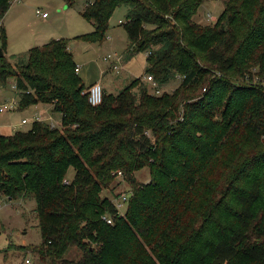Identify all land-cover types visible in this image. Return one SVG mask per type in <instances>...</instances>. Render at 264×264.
Wrapping results in <instances>:
<instances>
[{
	"label": "trees",
	"instance_id": "16d2710c",
	"mask_svg": "<svg viewBox=\"0 0 264 264\" xmlns=\"http://www.w3.org/2000/svg\"><path fill=\"white\" fill-rule=\"evenodd\" d=\"M204 1L92 0L80 12L94 29L74 39L101 43L126 6L127 51H150L145 73L159 86L179 76L172 92L153 94L137 77L90 105L67 39L14 65L0 57V87L14 78L17 109L61 113L59 127L35 120L0 133V198L35 201L39 264H264V0H227L200 25ZM11 3L0 0V19ZM118 172L132 185L123 215L101 196Z\"/></svg>",
	"mask_w": 264,
	"mask_h": 264
},
{
	"label": "rangeland",
	"instance_id": "374dc122",
	"mask_svg": "<svg viewBox=\"0 0 264 264\" xmlns=\"http://www.w3.org/2000/svg\"><path fill=\"white\" fill-rule=\"evenodd\" d=\"M85 1L75 0L73 5L68 7L63 0L12 1L10 9H8L3 17V25L6 27L4 31L6 34L7 52L17 55L7 56L5 50L3 51V55L14 65L19 59L24 60V53L33 46H41L51 39H67L68 47L73 52L74 61H78V54L80 53L84 55L85 61H90L89 66L85 65L80 74L83 83L87 87L94 80L95 67L99 68L100 65L106 63V61H103V56L117 52L120 56V64L117 66V69H114L112 67L114 62H110L112 59L107 60L114 72H110L106 77L112 78V83L108 85L107 91L117 94L132 79L142 74L145 58L149 54L147 53L149 50L139 53L127 51V35L122 25L125 20V17H123L124 13L122 12L127 9L126 6H121L115 10L109 19V29L106 32L105 39L101 43H89L74 39L75 36L91 32L94 29L92 23L83 18L80 13ZM226 1L205 0L193 20H196L200 25H213L217 17L224 10ZM37 9L40 12L46 11L48 13L47 17L43 18L41 15H37ZM118 19L123 20V23L119 24L117 22ZM108 44L110 45L108 46ZM90 59L96 60V62ZM142 76L139 77L141 81H143ZM260 80L261 78L258 75V79L255 82H259ZM146 81L144 82L147 84L149 92L159 95L164 91L172 92L179 85L180 77H175L164 86L157 84L155 86L151 81ZM14 85L15 80L11 78L7 85L0 87V95H6L4 100L6 99L7 104L12 101L17 103L18 92L13 87ZM262 86L264 87V83H262ZM0 102H2L1 98ZM49 105L51 104L49 103ZM33 109L34 105H31L24 110H20L17 109L16 104L12 112L5 111L0 113V131L2 134L6 135L13 131L11 127L5 126L10 124V122V125L16 126L15 131L28 130L31 121L22 124L21 119L23 117L30 118ZM51 112L54 113L53 110ZM58 113L61 114L60 112ZM44 119L46 120L47 118ZM74 174L75 170L70 167L66 180L70 181ZM134 176L139 183L147 182L149 180V170L143 168L137 171ZM131 187L130 182L122 177V174L117 175L109 187L102 189L101 196H107L115 201L123 192L131 190ZM34 207L35 201L33 199L13 201L0 198V264H39L37 256L31 251L33 246L38 245L41 241ZM67 256L69 259L78 260L81 252L73 248L68 252Z\"/></svg>",
	"mask_w": 264,
	"mask_h": 264
},
{
	"label": "crops",
	"instance_id": "0c3cea01",
	"mask_svg": "<svg viewBox=\"0 0 264 264\" xmlns=\"http://www.w3.org/2000/svg\"><path fill=\"white\" fill-rule=\"evenodd\" d=\"M18 1H20V0H18ZM17 1V2H18ZM92 0H86L85 1V3H84V5H83V9L86 7V5L87 4H89L90 2H91ZM11 6V5H10ZM67 8V7H66ZM66 8H63V9H66ZM9 9H10V7H9ZM82 9V10H83ZM81 10V11H82ZM123 10V9H122ZM126 12H127V9L126 10H123V12L122 13H124L123 14V17H125V14H126ZM47 17V16H46ZM46 17H43V18H46ZM3 19L4 18H2V23H3ZM121 19H118V23L119 24H121L119 21H120ZM121 21H123V20H121ZM3 28L6 30V27H4V25H3ZM57 39V38H56ZM128 41V40H127ZM7 44H8V38H7ZM110 44H108V46H109ZM68 49H69V51H71V49L68 47ZM72 52V51H71ZM113 53H117V52H113ZM5 54L7 55V56H11V55H17V54H12V53H8L7 52V46L5 47ZM72 54H73V52H72ZM109 54H111V53H109ZM108 54H106V56H107ZM78 56H79V59H78V61H75L76 62V64L79 66V68H80V73H79V75L81 74V71H82V68L85 66V65H88L89 66V64H90V61L88 60H84V55H82L81 53L80 54H78ZM105 55L103 56V61H106V63L104 64V65H100V67L98 68V67H95V70H96V72H95V75H94V80L90 83V84H88V86L87 87H89L92 83H94V82H100V84H102V88H103V90L105 91V92H107V93H111V92H109V91H107V87H108V85L110 84V83H112V78H106L107 76H108V74L110 73V72H114V71H112V69L110 68V63L107 61V60H104V57H106ZM91 60V59H90ZM130 60H131V58H130ZM130 60H128V61H130ZM91 61H93V62H96V60L94 61V60H91ZM108 62V63H107ZM110 62H113V61H110ZM145 67H146V61H145V64H144V67H143V69H144V71H142V74H139L138 76L139 77H141L142 75V80L143 81H145V78H143L144 77V75L146 74L145 73ZM147 82V81H146ZM14 87V86H13ZM1 93V92H0ZM0 98H1V101L2 102H0V104L1 103H4V102H6L5 100H4V98H6V95H0ZM15 109V108H14ZM51 110H52V104L51 105H49V104H37V105H34V109L32 110V112H31V116H30V118H28V117H23L22 119H27L28 121H32L35 117H38L40 120H42V121H44L45 119L44 118H47L46 120H45V122H47V123H49V124H54L56 127H59V125H60V123H61V114H59L58 112H54V113H52L51 112ZM13 111V110H12ZM11 111V112H12ZM30 112V111H29ZM21 119V120H22ZM10 124H11V122H10ZM10 124H7V125H5L6 127H8V128H10L11 127V129H13V131L12 132H10L9 134H12V133H14V131H15V129L16 128H13L12 127V125H10ZM0 133L2 134V132L0 131ZM6 135H8V134H6Z\"/></svg>",
	"mask_w": 264,
	"mask_h": 264
},
{
	"label": "built area",
	"instance_id": "2783aa9c",
	"mask_svg": "<svg viewBox=\"0 0 264 264\" xmlns=\"http://www.w3.org/2000/svg\"><path fill=\"white\" fill-rule=\"evenodd\" d=\"M12 1H18V0H12ZM36 14L37 15H41L42 17H46L47 16V12H40V10H36ZM120 23H122V21H119ZM3 27V23H2V19H0V35H1V29ZM147 53H150L149 51ZM112 59V61L114 62V65L112 66L114 69H117V66H119L120 64V56L117 53H111L108 54L106 57H104V60H110ZM79 66L76 65L75 66V72L78 73L79 72ZM145 80H147L148 82H152L153 84L156 83L153 81V78L151 75H146ZM86 94H87V101L90 105L92 106H96L99 105L102 102V97H103V88L102 85L100 84V82H94L92 83L87 89H86ZM7 102V101H6ZM4 102L0 104V113L5 112V111H12L15 108V105L17 104L15 101L9 102L8 104ZM35 120H40L38 117H35L31 123ZM42 121V120H41ZM28 120L27 119H22L21 123H27ZM50 126L52 127H56L54 124H50ZM13 128H16L15 125H12ZM119 175H121V172H118ZM128 198L126 194L120 195V197L118 199H116L114 201V205L117 207L118 212L120 214H124L125 212V208H126V204H127ZM103 219L106 220V222L111 223V219L108 216H103Z\"/></svg>",
	"mask_w": 264,
	"mask_h": 264
},
{
	"label": "water",
	"instance_id": "95a60500",
	"mask_svg": "<svg viewBox=\"0 0 264 264\" xmlns=\"http://www.w3.org/2000/svg\"><path fill=\"white\" fill-rule=\"evenodd\" d=\"M3 56L2 49L0 48V57Z\"/></svg>",
	"mask_w": 264,
	"mask_h": 264
}]
</instances>
